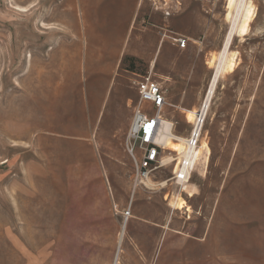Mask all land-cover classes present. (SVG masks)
<instances>
[{
	"label": "rangeland",
	"instance_id": "obj_1",
	"mask_svg": "<svg viewBox=\"0 0 264 264\" xmlns=\"http://www.w3.org/2000/svg\"><path fill=\"white\" fill-rule=\"evenodd\" d=\"M249 1L254 18L217 82L191 196L165 149L171 162L133 191L131 81L149 74L161 86L162 118L188 139L185 112L205 98L226 0H0V264H264V0ZM116 98L124 129L108 118ZM175 197L189 209H172Z\"/></svg>",
	"mask_w": 264,
	"mask_h": 264
},
{
	"label": "bare ground",
	"instance_id": "obj_2",
	"mask_svg": "<svg viewBox=\"0 0 264 264\" xmlns=\"http://www.w3.org/2000/svg\"><path fill=\"white\" fill-rule=\"evenodd\" d=\"M226 3H227L226 11H227V19H228L229 27L225 35L221 50L217 53L215 57L212 56V58L208 62L209 66L211 65L213 66L212 68L213 73L209 81L208 88L206 90L205 98L203 102L201 103L200 108L198 110H187L185 112V121L187 124H191V123L195 124L198 116H199V121L202 118L205 119L219 78L225 74L232 73L236 67L237 63L235 61V54L233 52H230L232 41L235 37H245L246 35H248L249 25L254 18V7L251 4V1L249 0H226ZM17 11L24 12V9L19 8L17 9ZM96 41H99L98 43L106 42L102 40H97V38H96ZM137 44H138L137 46H139V42ZM97 45L99 46L100 44H97ZM103 48H104L102 49L103 52H100L102 55L101 56L102 61L104 60L106 61L107 59L109 60L110 57L108 58L106 57V55L108 54H105V57H104V52L107 53L108 49H106V46H104ZM112 51L110 52L112 53ZM103 66L106 68L105 65ZM105 68L104 70H106ZM201 131H202V128L199 132V125H197L196 129L194 130L193 137L195 138L196 136H199V140H200ZM157 142L166 151H170L176 154L177 158L174 161H179V164H183V173H184L183 181L186 180V177L188 176V174H191L195 170V166L198 163L202 162V160H206L207 155L210 154L209 148L206 142L205 143L202 142L201 143L202 145H200L197 149H195L190 146L189 139L175 136L173 134L172 123H170L164 118H163L161 125L159 126V135L157 137ZM169 162H171V160L167 158L165 162L163 163V165H166ZM183 181H179V183H181L180 191L187 193L188 195H191V193L194 190V187L189 185V182H185V181L183 182ZM164 186H165V183H162L161 187H164ZM170 205H171L170 207L174 210H182L185 207L187 210L189 209L187 208V206L185 205V202L182 199L181 200H177V198L176 200L173 199Z\"/></svg>",
	"mask_w": 264,
	"mask_h": 264
},
{
	"label": "built area",
	"instance_id": "obj_3",
	"mask_svg": "<svg viewBox=\"0 0 264 264\" xmlns=\"http://www.w3.org/2000/svg\"><path fill=\"white\" fill-rule=\"evenodd\" d=\"M174 42L180 49H184L187 45L184 38L177 37ZM131 82L136 89L138 103L125 136L124 150L132 165L131 183L134 191L141 184L148 182L156 171L164 167L163 161L160 159L163 147L157 142V137L159 126L163 121L162 113L166 108V101L163 89L149 74L133 76ZM203 122L204 118L199 121L198 116L188 137L190 146L195 149L199 147V136L194 138L193 133L197 125H199L200 132ZM189 178L190 174L184 181L188 182ZM183 179V164L177 162L173 180L180 185L179 181H183Z\"/></svg>",
	"mask_w": 264,
	"mask_h": 264
},
{
	"label": "crops",
	"instance_id": "obj_4",
	"mask_svg": "<svg viewBox=\"0 0 264 264\" xmlns=\"http://www.w3.org/2000/svg\"><path fill=\"white\" fill-rule=\"evenodd\" d=\"M117 25V24H116ZM126 24L124 23V21H118V27L122 30L124 29L123 27ZM139 42V46H137L138 48H143V46H145V44L143 42H141V40H135V44H137ZM108 118L111 121H114L115 119H118L121 122V129L126 128V126L129 124V118L125 115V113L122 112V106L120 104V102L118 101V99L116 98L115 101L111 104L110 108H109V112H108ZM131 123V122H130ZM130 126V124H129Z\"/></svg>",
	"mask_w": 264,
	"mask_h": 264
}]
</instances>
